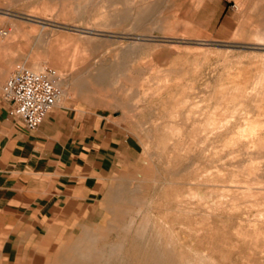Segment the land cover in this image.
Segmentation results:
<instances>
[{"label": "rangeland", "instance_id": "rangeland-1", "mask_svg": "<svg viewBox=\"0 0 264 264\" xmlns=\"http://www.w3.org/2000/svg\"><path fill=\"white\" fill-rule=\"evenodd\" d=\"M0 48L132 148L51 264H264V0H0ZM22 233L0 264L41 255Z\"/></svg>", "mask_w": 264, "mask_h": 264}, {"label": "crops", "instance_id": "crops-1", "mask_svg": "<svg viewBox=\"0 0 264 264\" xmlns=\"http://www.w3.org/2000/svg\"><path fill=\"white\" fill-rule=\"evenodd\" d=\"M15 11L6 9L8 15ZM5 51L0 48V54ZM11 61L10 57L0 59V87ZM131 150L118 125L102 115L69 108L62 100L37 130H29L10 115L1 94L0 224L23 232L11 236L12 247L22 239L27 255L29 246L42 252L24 264L55 262L93 229L92 223L66 225L97 214V202L111 174L130 159ZM64 228H68L64 238L53 240L58 229Z\"/></svg>", "mask_w": 264, "mask_h": 264}, {"label": "built area", "instance_id": "built-area-1", "mask_svg": "<svg viewBox=\"0 0 264 264\" xmlns=\"http://www.w3.org/2000/svg\"><path fill=\"white\" fill-rule=\"evenodd\" d=\"M61 81L51 67L35 71L18 64L2 88V100L8 104L11 116L34 131L62 100Z\"/></svg>", "mask_w": 264, "mask_h": 264}, {"label": "bare ground", "instance_id": "bare-ground-1", "mask_svg": "<svg viewBox=\"0 0 264 264\" xmlns=\"http://www.w3.org/2000/svg\"><path fill=\"white\" fill-rule=\"evenodd\" d=\"M169 206V205H168ZM170 218V217H169Z\"/></svg>", "mask_w": 264, "mask_h": 264}]
</instances>
